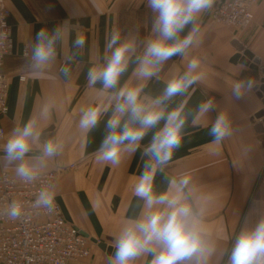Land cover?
<instances>
[{
	"label": "crops",
	"instance_id": "obj_1",
	"mask_svg": "<svg viewBox=\"0 0 264 264\" xmlns=\"http://www.w3.org/2000/svg\"><path fill=\"white\" fill-rule=\"evenodd\" d=\"M7 5L12 14L14 47L2 66L10 89L9 112L3 119L6 136L0 146L15 126L37 115L45 103L53 104L51 114L40 119L39 129L42 140H58L63 148L58 156L46 162L42 171L61 170L54 183L56 201L66 220L91 239L89 257L69 264H109L111 255L93 240L113 247L114 237L143 209V201L134 196L133 188L147 159L143 148L150 143L156 129L148 133L136 152L123 153L118 165L100 163L96 158L106 132L105 123L112 115L113 93L121 87L139 86L143 88L142 102L150 103L151 98L162 94L173 76L185 70L193 57L201 61L197 70L202 77L200 82L189 89L187 97H174L167 107L170 110L187 98L186 111L191 112L202 101L213 98L216 109L207 114L206 125L193 126L189 116L181 147L165 172L156 175L155 191H165L169 177L190 174L195 195L204 209L201 227L207 234V246H216L209 264H228V255L242 228H252L264 218V132L257 131L261 120L255 117L264 104L254 90L235 100L229 86L230 80L248 77L261 83L260 71L231 60L236 54L232 41L238 39L264 66V0L255 6L253 22L244 30L208 19V12L202 14L198 19L200 32L196 43L184 57L172 56L157 76L149 80L137 78L136 64L146 42L157 35L152 31L155 14L147 0H8ZM66 20L73 26L68 49L72 48L77 33L87 38L71 76L65 78L59 73L64 62V46H58L55 65L39 77L31 75L26 67V47L40 29L52 30ZM114 29L120 31L121 42L135 40L136 52L128 71L114 90H101L100 83L89 87L88 69L92 64L102 66L105 55L111 54L106 52V43ZM22 76L25 80H21ZM89 106L98 107L102 116L100 124L85 133L79 128V119L81 110ZM220 111L228 112L239 131L223 143L214 144L210 128ZM39 151V146L34 145L30 155ZM4 171L15 173L14 166L0 159V175ZM150 259V256L142 257L138 264H149Z\"/></svg>",
	"mask_w": 264,
	"mask_h": 264
},
{
	"label": "clouds",
	"instance_id": "obj_2",
	"mask_svg": "<svg viewBox=\"0 0 264 264\" xmlns=\"http://www.w3.org/2000/svg\"><path fill=\"white\" fill-rule=\"evenodd\" d=\"M216 0H147L148 7L155 14L152 31L155 39H149L143 54L136 57L137 78L149 80L156 77L163 64L174 55L185 56L196 43L200 32L198 19L210 12ZM189 31L181 36L185 28ZM73 29L66 20L52 30L42 28L34 41L25 49L26 67L31 75L39 77L50 66L55 65L58 46H64V62L59 73L69 78L73 66L78 64L87 38L77 33L72 48L67 42ZM0 43L10 44L7 33H0ZM102 66L92 64L87 72V83L101 90H114L120 84L121 76L128 71L129 63L136 52L134 39L121 42L119 30H113L107 38L106 52ZM201 61L193 57L185 70L170 79L162 94L151 98L150 103L141 100L142 87H121L113 93L115 101L110 109L112 115L105 123L106 132L96 151L100 163L118 165L122 154L134 153L150 131L156 129L151 141L143 148L144 167L137 177L133 194L143 201L141 214L129 219L112 242L114 252L109 264H138L142 257L150 256L149 264H209L216 252V246H207V234L201 227L204 209L195 195L190 174L183 173L169 177L165 191H155L157 173H164L184 139L185 126L191 115L193 126L207 124V114L216 109L213 98L202 101L191 112L186 111L187 98L170 110L167 103L174 97L189 94V89L201 80L197 71ZM243 67V66H241ZM231 95L235 100L243 99L258 83L248 77L230 80ZM53 104L45 103L37 115L30 116L22 125L15 126L6 142L0 146V159L14 166L16 177L24 183L36 181L46 162L59 155L62 143L55 139H43L39 121L51 114ZM102 112L89 106L81 110L79 128L92 132L101 122ZM161 121H163L162 126ZM159 126V127H158ZM239 131L234 128L227 111L218 112L211 124L212 143L221 144ZM38 145V154L30 155L33 146ZM56 187L48 184L35 194L31 207L53 214L57 210ZM4 214L11 220L24 215V206L18 201H9ZM228 264H264V218L252 228H242L236 236L228 255Z\"/></svg>",
	"mask_w": 264,
	"mask_h": 264
},
{
	"label": "built area",
	"instance_id": "obj_3",
	"mask_svg": "<svg viewBox=\"0 0 264 264\" xmlns=\"http://www.w3.org/2000/svg\"><path fill=\"white\" fill-rule=\"evenodd\" d=\"M260 1L217 0L207 18L244 30L253 22V10ZM7 2L0 0V33H7L10 41L6 45L0 43V141L6 136L3 119L9 112L10 89L2 66L14 47L12 14ZM21 80H25V76ZM60 172L41 171L33 183L21 182L15 173L9 171L0 175V264H69L89 257L91 239L66 220L57 201V210L53 214L31 207L38 190L48 184L54 185ZM12 200L24 206V215L19 220H11L4 214Z\"/></svg>",
	"mask_w": 264,
	"mask_h": 264
},
{
	"label": "water",
	"instance_id": "obj_4",
	"mask_svg": "<svg viewBox=\"0 0 264 264\" xmlns=\"http://www.w3.org/2000/svg\"><path fill=\"white\" fill-rule=\"evenodd\" d=\"M232 45L236 50V54L232 58L233 63H240L245 66H250L251 68L260 71L261 74V83L254 89L257 96L262 100L264 104V66H262V60L259 57H256L250 50L245 48L244 44H242L238 39H234L232 41ZM255 117L258 120H261L256 126L257 131L259 133L264 132V109L260 110ZM96 243H99V246L106 251L109 255H112L114 252V248L112 246H108L104 242H98V240L94 239Z\"/></svg>",
	"mask_w": 264,
	"mask_h": 264
}]
</instances>
